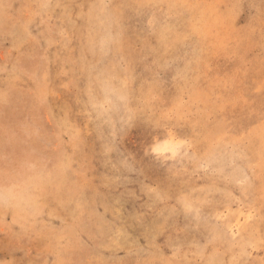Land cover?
Returning a JSON list of instances; mask_svg holds the SVG:
<instances>
[{
  "label": "rangeland",
  "instance_id": "374dc122",
  "mask_svg": "<svg viewBox=\"0 0 264 264\" xmlns=\"http://www.w3.org/2000/svg\"><path fill=\"white\" fill-rule=\"evenodd\" d=\"M0 264H264V0H0Z\"/></svg>",
  "mask_w": 264,
  "mask_h": 264
},
{
  "label": "clouds",
  "instance_id": "9594fccd",
  "mask_svg": "<svg viewBox=\"0 0 264 264\" xmlns=\"http://www.w3.org/2000/svg\"><path fill=\"white\" fill-rule=\"evenodd\" d=\"M184 146V142L181 139H177L171 133L164 144L159 148H154L156 152H169L171 157H175L179 149Z\"/></svg>",
  "mask_w": 264,
  "mask_h": 264
}]
</instances>
